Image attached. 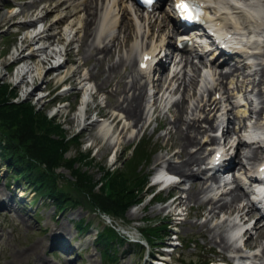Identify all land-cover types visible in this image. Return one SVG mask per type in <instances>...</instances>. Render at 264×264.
I'll return each instance as SVG.
<instances>
[{
  "label": "rangeland",
  "instance_id": "rangeland-1",
  "mask_svg": "<svg viewBox=\"0 0 264 264\" xmlns=\"http://www.w3.org/2000/svg\"><path fill=\"white\" fill-rule=\"evenodd\" d=\"M36 0H0V15L1 14H11L7 20L2 22L0 24V85L1 84H7L13 89L16 94L17 98L13 100V102H29L31 103L36 109L40 111H44L48 117H51V113L58 112V115L56 116L55 120L57 123L61 124L67 133V135H76L78 131H80L81 124H86V121H79L77 119V116L73 114H69L66 118H64L65 114L67 113V105L66 104H59L54 106V110L50 112L48 110L50 103H54L55 100L52 101V99L56 96L65 97L64 100H67L68 103L72 106L73 110H76L75 106L78 105L80 101V96L82 91L79 89L82 88V85H78L76 87H73L74 85H71L72 87L68 89V86L64 88H59L54 94H51L47 99H40L37 100L38 95H40V91L43 90V88L46 86L47 89H53L58 82L59 78L62 79L67 73H69V68L62 67L59 69L58 72L61 73V76L58 75L53 76V73H43L46 74L43 79H39L36 76L35 79V86H39L37 89V93L32 94L28 99L26 100L23 93V86L21 84L17 83V78L15 77V70L13 71V74H11L10 69L8 68V65L11 62V56L14 54L15 49L20 48L23 39H21V35L19 33L18 36L15 35V32L19 29L15 22L19 21V17L16 16L17 12L22 10V8L26 9V5L31 4L35 2ZM41 1V0H38ZM45 2H50L49 5ZM59 0H42V2L38 4H34L33 8L40 11H47V15L45 18H48V21L46 23H51V18L55 16L54 13H59L62 11L70 10L69 7H66L64 3H61L57 5ZM89 2V0H88ZM53 3L55 5V8H53ZM87 3V2H86ZM13 6V9H9L8 6ZM128 5V3H127ZM131 8V6H129ZM132 9V8H131ZM52 10H55L53 12ZM68 10V11H69ZM39 12V11H38ZM53 12V13H51ZM22 14V11H21ZM24 14V13H23ZM84 12H81V17L84 18L82 15ZM35 14L28 13L24 14V16H30L27 17L29 20H32ZM37 16V15H35ZM40 16V14H39ZM130 19V17H129ZM128 22L127 20H125ZM167 21V20H166ZM67 24V22H64V26ZM61 24L57 27L54 26L50 31L51 35H54L57 33L59 35L62 33L64 26ZM30 24L29 26H31ZM63 26V28H62ZM128 27V25H125ZM124 26V28H125ZM93 25L91 23L90 29L92 30ZM170 28V25H168V29ZM123 29V26L122 28ZM153 34L157 32V28H152ZM119 33V41H125L127 39V44L125 47H122L120 50L118 49H111L109 52L111 59L108 60V62H103L102 66H100L98 69L96 68V62L94 60L89 61L91 58H93L96 54V52L92 51L90 54L89 52L84 53L82 51L79 56L81 57V61L86 63H83V66H80L77 68V76H82V69L85 68V70H88L89 75L91 76V83L92 85H99L102 80L105 78V75L103 74L104 70H108V66L111 64L117 62L122 56H124L126 51H129V42L131 40L130 37L132 35H136V33L133 31L132 28L127 30L126 32H122L119 29L117 31V34ZM158 33V32H157ZM82 34V32H81ZM80 34V35H81ZM150 35L148 38H146L143 42H139V50L141 51L145 44L150 42V40L154 37V35ZM55 37V36H51ZM51 37H47V39H44L47 43L51 42ZM10 39H12V43H7ZM77 39L75 42L78 43ZM155 39V37L153 38ZM49 40V41H48ZM138 42L135 43L136 46L138 45ZM73 43V42H72ZM68 43V47L70 44ZM99 43V42H98ZM37 44V43H36ZM44 44V43H43ZM80 44V43H79ZM89 44L85 46L86 49L89 48ZM28 45H26L27 47ZM33 46V45H31ZM73 46L71 53H74L75 51ZM129 48V49H128ZM48 49V48H47ZM68 48L66 49V51ZM81 50L82 47H81ZM27 51H24L23 53H26ZM12 53V54H11ZM7 55H9L7 57ZM91 55V57H89ZM104 54H100L98 57L100 59H103L102 57ZM42 58V55H40ZM97 57V58H98ZM36 62H27V64H31L34 68L37 67L36 64H39L40 66H44L45 68L49 67V64L47 65H41L40 58H35ZM40 61V62H39ZM44 62H49L48 60H43ZM195 61V60H194ZM44 64V63H43ZM110 64V65H109ZM38 65V66H39ZM95 65V66H94ZM128 66V65H127ZM126 66V67H127ZM95 67V69H93ZM130 67V66H129ZM21 69V68H20ZM101 69V70H100ZM98 70V71H97ZM101 71V72H100ZM118 71V72H117ZM18 72V71H17ZM59 73V74H60ZM125 69L121 68L120 70H116L113 74L111 80L105 86L102 88V92L106 94V102H108V106L105 109H102L105 113H110L115 106L119 104L118 100L123 95H126V92L123 90V81L128 82V78L125 77ZM35 74V72L33 73ZM101 74V75H100ZM103 74V75H102ZM119 74H122V77L124 80L121 83V78ZM53 80L51 81V79ZM118 81V83H117ZM115 84L121 86V94L123 95L114 97L111 92L115 88ZM164 84V83H163ZM179 91L176 90V94H178L175 98H179L180 95H182L183 90L182 87ZM35 89V88H34ZM187 90L184 92L188 100V105L190 106L192 104V98H191V92L192 88L189 86L186 88ZM130 90H133L132 88ZM189 90V91H188ZM128 91V90H127ZM175 96V95H174ZM63 100V101H64ZM96 101V100H95ZM101 105L103 104V97H101L98 101ZM95 105V102H90V108H93ZM186 107V106H185ZM110 109V110H109ZM165 116V114L163 113ZM261 115H264V111L261 113ZM93 114L88 118V121L93 120ZM157 122L158 125L161 127L160 132H158V129H156V123L152 122L145 130L142 128L137 127L133 128L132 131L126 130L123 132L119 137H115V140H112V146L109 145L108 139H102V137H99L98 133L99 130L97 127L92 128V126H88L89 128L87 131H85L81 138L79 139V143L81 144L79 146V149L82 153L90 154V164L88 166H85L84 170H87L91 177H93L94 181H100L102 180V175L105 173L106 169L114 170L119 166V159L125 154L127 149L131 148L132 145L137 143L141 137L149 143V149L155 150V153L151 154L148 162L145 164L144 167V173L149 174V177L153 176V173L155 171V167L159 165V163L156 161V158L161 157L163 155H167V152H169L168 148L170 147L171 143H175V139L170 140L169 142L166 141L167 139V131L171 130V133H174V128L172 125H169L168 119H166L164 116H162V113L158 115L157 113ZM76 118V121H73V118ZM163 118V119H162ZM185 118V115H184ZM124 121L121 123L120 128H114V131L121 132V127H123ZM169 127V128H168ZM112 136V134H111ZM119 139V140H118ZM118 140V143H117ZM95 144L96 146L92 148L91 150L88 149L90 143ZM107 143V145H106ZM117 143L116 147L113 148V144ZM110 148H109V147ZM166 146V147H165ZM178 148V146H174V149ZM113 149H116V159L117 162L111 166L112 160L111 156L113 154ZM131 151L127 152L125 155L126 157L129 156V153ZM78 153L76 147H71L70 151L66 154V157H73L76 156ZM152 153V152H151ZM107 154H109V158H107ZM264 157V154H262V158ZM262 158L258 159L257 162H260ZM150 162V164H149ZM54 174L61 179L62 181H65L63 183H67L70 181L73 182V179L71 178V175L69 171L64 169H59L54 172ZM8 175L3 163L0 161V176L3 178L0 182V264H111L108 261L105 262L102 259V255L99 253L100 249L97 246V244L94 242L96 231L102 230L104 227L111 226L115 228L117 231H119V234L127 237L128 236V242H132V240L139 239L141 236L139 227L141 226L140 222L144 220L149 221H159L163 220L164 222L168 220L166 218V208L163 207V204L159 203H149V199L151 196H144L145 193L148 191L150 187V179L148 180V186L143 191V199L141 204L138 206H135L131 208L126 215V218H119V217H111L106 216L103 213L97 212L96 214H92L88 212L87 210L83 208H75V209H67L63 212L58 211L51 203L46 202L45 199H41L40 204L37 205V201L35 202L32 200L30 204L28 202L33 198V193L29 190L23 187L24 181L17 183L11 182V179H5ZM150 177V178H151ZM9 185V186H8ZM151 188V187H150ZM182 188H185L183 186ZM22 191L23 195L22 203H15L14 198V192ZM175 194L178 196H181V200L184 204L183 208H186L189 210V218L185 222V224L179 228H177V231H179L180 239L185 244L184 248L182 250H179L178 254H182L185 258V261L182 263L177 264H201L205 262L206 260L212 259L215 262L219 261V258H223L225 261H227L229 264H232V260L229 256V253H225L224 249L218 244V241H220V238L218 236L214 235L212 233L213 229L216 227V225L223 222L224 219H227L226 217L219 215L220 210L217 209V219L207 222V208L204 206V204H201V206H198L194 200H187V196L190 193H185L184 195H181V192L179 190L174 191ZM215 194V193H214ZM167 195H171L168 192L162 193V198H166ZM213 195V194H212ZM6 197L5 200L3 198ZM46 202V203H45ZM7 205V207L13 208L16 210V219H13V222L8 218V216L13 217V212L8 213L7 209H2L3 205ZM38 206L37 210L34 211V207ZM237 215V213H236ZM235 214L233 217L236 216ZM254 220L258 218L257 215L253 216ZM85 219L87 222L92 224L91 230L88 233H77L75 230V226L77 225L79 220ZM232 219V218H230ZM252 220L251 222H253ZM206 223L207 228H201L199 227L201 224ZM204 225V224H203ZM206 231V232H205ZM219 231V230H218ZM217 231V232H218ZM170 232V231H169ZM261 232V233H260ZM259 231L254 232L256 235H259L262 240H264V226L263 229ZM225 235V240L228 239L227 233L224 232L223 236ZM255 235V236H256ZM64 241H70L71 247L76 248L73 251L72 254L66 253L62 254L61 251L57 249L58 243L60 240ZM214 239V240H213ZM168 242V240H167ZM261 242L256 240L255 242L250 241L249 244L254 243V245L260 246ZM36 243H41L38 251H33L30 254L28 251V248L31 245H35ZM194 243H197L198 247H195ZM129 243L126 246H120L115 256L117 257L118 261H116L114 264H135L138 260V254L133 253V251L129 250ZM67 250V249H66ZM70 250V249H69ZM156 252V251H154ZM213 252V254H211ZM142 257V255H141ZM143 258L141 260L140 264H147V257L143 255ZM176 259L173 260V264L175 263Z\"/></svg>",
  "mask_w": 264,
  "mask_h": 264
},
{
  "label": "bare ground",
  "instance_id": "bare-ground-1",
  "mask_svg": "<svg viewBox=\"0 0 264 264\" xmlns=\"http://www.w3.org/2000/svg\"><path fill=\"white\" fill-rule=\"evenodd\" d=\"M87 2V3H86ZM125 2H130V0H59L58 4L64 3L66 7H69L70 10L68 11H62L59 13H54L55 16L51 18V23L47 26V30L50 31L54 26L61 25L63 22H67V24L64 26V29L62 33L57 38L51 37L52 44L56 43L59 46L55 48L54 50L49 51V48H44L43 50L39 51L44 54V58L42 59L40 64H43V60H52V54L57 55L59 52L62 51L63 47L66 49L68 48V43L71 38H75L73 42L76 41L77 36L80 39L78 40V43H80V46L83 50H80V53L82 51L89 52V54L93 51L96 52V54H102L104 53L103 59L97 58L98 55H95L93 58H91L89 61L94 60L96 62V68L98 69L100 66H102L103 62H108L109 59H111L109 52L111 49H118L120 50L122 47L125 46L124 41L120 42L118 38L112 37L111 33L114 31V29L117 27V25L120 24L121 31L124 33L130 28L133 29V31L137 34L135 36V40H139L138 34L141 31V18L135 17L132 19H129V16L131 15V12L133 13L134 10L127 6H125ZM249 2V1H246ZM246 2L242 0H228V1H222V4L225 8H229L232 10L234 15V21L236 24H238L240 27H243L244 30H250L253 34V37L264 36V19L262 18V14L264 11V1H255L252 5H247ZM50 3V2H46ZM212 5L214 6H220V0H212ZM53 8H55V5L53 3ZM135 8V7H134ZM55 12V10H52ZM28 12L27 10L22 11V13ZM51 12V13H53ZM81 12H84L82 15L84 18L81 17ZM116 12H118V16L120 13H122V18L119 20L118 16H116ZM11 14H1L0 15V24L7 20ZM47 15V11L45 10V13L42 18H45ZM243 19V23H237V20ZM127 20L128 22H126ZM120 22V23H119ZM144 22L148 23V19L144 18ZM93 25L92 30L90 29V25ZM32 24V23H30ZM171 25L174 27V24L171 20L167 23L165 22L164 18H158L154 22H149L144 28V33L149 32V28L156 27L158 29V33L162 35L163 39H166L168 37V25ZM223 24L226 25L225 21H223ZM125 25H128L125 26ZM125 26V28H124ZM31 28V27H29ZM145 35H142L143 38ZM251 37V40L252 38ZM92 38L90 41L89 39ZM112 40V45L109 48L108 46H99L101 43H103L107 39ZM44 39H47V36H44V33L38 32L34 37H29L28 35L25 36V38L21 42L20 49H23L24 46L28 45L30 42L36 41L37 42H46ZM159 41L160 43H163L164 40ZM101 40V41H100ZM30 41V42H29ZM49 41V40H48ZM100 43L98 44V42ZM36 42V43H37ZM89 44V48L86 49L85 46ZM139 43V42H138ZM45 46V45H44ZM53 46V45H50ZM152 45L147 47L143 51H147L150 49ZM157 47L151 48V51L155 50ZM129 49V48H128ZM137 46L136 44H132L130 46L129 53L128 51L125 52L124 56L120 58L117 62L113 64H109L108 70H104L103 74L105 75V78L102 80V82L96 86V89L99 91L102 90V88L111 80L113 74L116 70H120L121 68H126L125 71L127 75L130 78V82L121 83L123 84V90L125 91L127 88H129V91H133V96L129 98L128 96L124 97L122 102H120L110 113L103 112L102 109L98 110L99 113L103 116V118L107 119L104 120L105 122H97L96 125L93 124V121L88 124V126H92V128H99V137H102L103 139L111 140L113 136H111V129L113 128H120L122 123V118H119L117 113H120V115L123 117L124 125L121 127V132L118 134L117 137H119L123 132L126 130L132 131L133 128H137L140 126V128H147L148 122L145 120V107H144V90L145 86H148L149 84H141L142 79H144L143 74H139L137 72V65L134 66V59H130L131 56L136 52ZM250 50H253V48H250ZM66 51V50H65ZM142 51V52H143ZM18 50L16 51V53ZM141 52V53H142ZM128 55V56H127ZM192 56V55H191ZM91 57V55L89 56ZM209 59H212L213 57L211 55H208ZM201 58V57H200ZM130 60V67H126V62ZM40 62V61H39ZM217 61L211 62L208 67H206V83L209 82L210 78H216V81H222L225 80L229 75L226 72H222L221 70H217L216 65ZM185 63L191 65V62L189 60V57H185ZM226 61H223L222 64H225ZM86 64V63H84ZM39 68H34L31 64H27L24 67L20 69L21 72H18V74L21 75L20 78V84H26L29 86V88L34 87V91L39 87L34 86L35 79L38 77L39 79H43L45 75L47 74L45 67L40 66L39 64H36ZM39 65V66H38ZM83 66V65H82ZM95 66V65H94ZM62 68V66H59L55 71H59V69ZM192 70V76L187 77L185 68L179 72V68H176L175 74L172 77H168L167 74L162 73L160 74L158 83H172V81H176V83L179 84V86L183 87V93L180 96L181 99L177 101H172L170 108H172V111L169 112L173 116V121L169 122L170 125L173 126L175 132L172 134L171 132L167 134L168 138L167 141L170 140L175 141V143H171L170 147L168 148L169 152H167V155H163L161 157H157L156 161L158 163H165L167 164V167L169 170L180 176L181 178L185 179L186 181L192 180V185L189 188L190 193L188 194L187 199L188 200H194L198 206H201V204H204V206L208 207L207 211V222L214 220L217 218L216 210L219 209L223 214L228 215L229 219H224L223 222L216 225V227L213 229L212 233L218 238H220L219 245H222V248L224 250H230L232 248V245L228 244V242L225 240V235L223 236L224 232L231 233V228H229V223H231L234 220L233 215L238 214V218L240 221H243V225L245 226L248 223L249 218L254 214L255 208L252 203L249 202L248 194L242 190V183L240 179L237 177V175L232 176L230 183H224L222 186H218V183L220 182V178H217L216 175H212L209 178H201V175H205L208 171L205 170V168H202V164L204 162V154L207 151V140H209L210 136L206 135V133H211L213 130V126L209 125V130H203L201 129L199 125L198 120L193 119H186V115H188V100L187 96L185 95V91L187 90L189 86L191 88L194 86L198 70L199 68L197 66H190ZM95 69V67L93 68ZM129 69V70H128ZM263 69V68H262ZM101 70V69H100ZM98 71V70H97ZM232 71H235V68H233ZM35 72V74H33ZM101 72V71H100ZM118 72V71H117ZM43 73H46L43 75ZM137 73V74H136ZM102 74V75H103ZM101 75V74H100ZM120 75V74H119ZM122 75V74H121ZM240 74V76L247 81H250L247 79V76H251L250 74ZM255 75V74H254ZM204 77V75H203ZM57 78V76H56ZM200 78V77H199ZM261 80L259 83L264 82L263 74L260 75ZM236 79V78H235ZM62 79L59 78L58 82ZM28 82H33L30 85L27 84ZM251 83V81H250ZM233 83H230L232 85ZM204 86L207 87V84H204ZM171 85H169L166 89L164 88V94L169 93L171 95L172 91H169ZM133 90H130V89ZM220 90V87H216L214 89V92ZM87 90V89H86ZM122 90V89H121ZM33 91V92H34ZM189 91V90H188ZM31 92L29 97L33 94ZM206 91L202 92V95ZM123 95V93L121 94ZM214 95V94H213ZM124 96V95H123ZM201 103V102H200ZM188 105V107H185V105ZM196 107L191 109L190 117L196 116L195 112L199 107V102L195 100ZM215 104V108L218 107L219 103H213ZM148 106V104H147ZM110 110V109H109ZM211 112V111H210ZM209 112V113H210ZM208 113V114H209ZM246 111H242L238 109L236 111V117H240L241 115H245ZM89 114V110L86 111V115ZM185 115V118H184ZM257 117L260 116V114H256ZM78 119V118H77ZM108 123L106 121L110 120ZM73 121H76V118L74 117L72 119ZM227 130L224 133L227 146H229L228 149L233 150V156L230 159V170H233V168H238L236 171V174H239L241 170H244L245 164H254L258 158L261 157L262 153L261 151H258V149H252L249 147L248 144H246L243 140L236 138L237 141L235 144H230V138H232V134H235V131L230 130L228 125L231 124V118L228 117L227 119ZM205 123V122H201ZM211 123H216V119H213ZM236 124V123H235ZM218 131V128L215 132ZM114 133V132H113ZM205 135V136H204ZM119 140V139H118ZM117 140V143H118ZM220 140V139H219ZM210 141H213L211 139ZM107 145V143H106ZM178 146L177 151H172V148L174 146ZM212 144H210L211 146ZM112 146V144L110 145ZM116 143L113 144V148L116 147ZM109 147V146H108ZM166 147V146H165ZM110 148V147H109ZM195 149V152H190V149ZM260 163V164H259ZM258 166L262 164L259 162ZM207 163L205 167L208 165ZM196 165V166H195ZM196 167V169L194 168ZM257 166V167H258ZM233 172V171H232ZM231 172V173H232ZM184 182V183H185ZM183 183V184H184ZM236 183L235 187L233 189H230L228 191H225L226 186L229 184ZM216 187V193L213 196H209L206 201L204 199H200L199 196L204 195L205 197L208 196L211 192H213V187ZM217 199V200H216ZM245 200V201H243ZM179 204H181V200H178ZM241 206H239V205ZM246 209V212H245ZM232 218V219H230ZM262 220V218L260 217ZM204 222L199 227L202 229L207 228V225ZM260 223V221H257V224ZM219 230V231H218ZM259 231L261 228L258 229ZM218 231V232H217ZM206 232V231H205ZM261 233V232H260ZM264 238V237H263ZM214 240V239H213ZM41 243H36L35 245H31L28 248V251L30 254L33 251H38ZM264 250V249H263Z\"/></svg>",
  "mask_w": 264,
  "mask_h": 264
},
{
  "label": "trees",
  "instance_id": "trees-1",
  "mask_svg": "<svg viewBox=\"0 0 264 264\" xmlns=\"http://www.w3.org/2000/svg\"><path fill=\"white\" fill-rule=\"evenodd\" d=\"M16 98L9 85H0V161L9 172L7 179L17 184L24 181L25 187L37 197L50 200L58 211L83 208L92 214L99 212L125 219L127 211L142 202L148 182L144 167L153 154L145 139L129 148V156L126 157V152L116 169H106L102 180L94 181L84 170L91 158L80 151L79 137L67 135L61 124L31 103L13 102ZM71 147H76L78 153L66 157ZM59 169L69 171L73 182L63 183L54 174ZM91 225L82 219L76 229L87 232ZM142 226L140 234L149 246L162 241L167 227L161 221H146ZM96 242L102 258L113 264L125 238L107 226L97 232ZM129 248L139 250V247ZM141 251H145L142 246Z\"/></svg>",
  "mask_w": 264,
  "mask_h": 264
},
{
  "label": "snow or ice",
  "instance_id": "snow-or-ice-1",
  "mask_svg": "<svg viewBox=\"0 0 264 264\" xmlns=\"http://www.w3.org/2000/svg\"><path fill=\"white\" fill-rule=\"evenodd\" d=\"M146 2H151V0H146ZM177 8L181 10V12L185 15V17L189 20L193 19L191 14V8L186 0H180V3L177 5Z\"/></svg>",
  "mask_w": 264,
  "mask_h": 264
}]
</instances>
